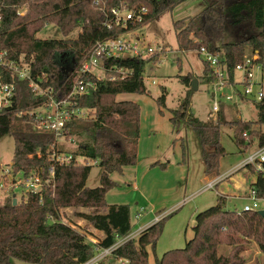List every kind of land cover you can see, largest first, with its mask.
Masks as SVG:
<instances>
[{"label":"trees","instance_id":"trees-1","mask_svg":"<svg viewBox=\"0 0 264 264\" xmlns=\"http://www.w3.org/2000/svg\"><path fill=\"white\" fill-rule=\"evenodd\" d=\"M185 1L0 0V55L5 53V59L15 62L22 57L30 64L33 78L41 87L52 88L58 96L65 97L71 89L75 71L95 43L116 40L125 33L141 29ZM200 1L203 8L199 13L173 22L177 51L193 52L203 47L213 53L221 52L232 69L245 54L264 49V0ZM23 7L27 10L21 15L19 11ZM114 9L131 12L125 26L116 23L111 13ZM142 9L146 13H142ZM48 24H54L65 35L80 28V35L71 46L65 39L36 38ZM62 54L72 58L73 70L69 76L64 68L65 59L58 62L55 59ZM156 59L157 55L148 61L130 57L103 60L105 75L98 82L97 90L75 98L78 108L88 110V117L72 120L65 128L64 138L74 139L77 147L73 150L62 145L57 147L60 151L71 152L74 158L98 163L102 169L99 186L86 187L91 166L72 163L56 169L53 189L48 187L41 195L27 194L15 206L11 202L0 205V264L13 261L85 264L98 250L108 249L117 239L131 234L129 207L108 206L105 195L115 186L110 175L121 173L124 167L137 161L140 108L137 103L115 98L119 94H147L143 83L145 67ZM203 70L202 82L206 84L209 80L205 66ZM1 72L4 82L13 83L15 87L11 105L0 113V139L11 135L14 141L11 168L15 174L28 176L33 173L46 178L55 137L50 132L37 131L28 115L41 106L45 98L35 97L27 81H18L9 71ZM177 79L186 88L191 87L194 80L189 74L178 75ZM165 94L163 92L156 101L159 107L164 106ZM191 94L189 90L185 92L178 109L171 111L169 122L176 134L180 122L193 130L204 175H217L220 159L224 156L220 127L230 124L235 131L236 145L247 148L242 133L251 130L254 122L227 123L222 113L217 123L202 122L190 113ZM257 108L260 123L264 103ZM181 145L184 155L185 146ZM38 152L42 154L40 159ZM254 191L257 198L264 199L261 182ZM224 203L225 198L217 196L214 206L195 216L193 237L185 247L155 258L154 264H244L238 244L239 237L247 236H254L264 253V215L238 213L225 209ZM67 208L89 210L77 213L76 217L102 233L97 245L89 242L85 233L61 222L60 211ZM162 225L163 221L152 224L113 250L100 264H149V254L155 251ZM224 245L231 251L219 254V248Z\"/></svg>","mask_w":264,"mask_h":264},{"label":"rangeland","instance_id":"rangeland-1","mask_svg":"<svg viewBox=\"0 0 264 264\" xmlns=\"http://www.w3.org/2000/svg\"><path fill=\"white\" fill-rule=\"evenodd\" d=\"M200 0H186L172 11L163 13L152 23L138 29L134 36H139L145 45L162 47L164 54L159 58V64H149L145 67L143 83L147 94H119L116 101H129L139 105V139L137 144V161L132 166L122 169L121 173L110 175L115 186L105 195L108 206L127 205L130 210L131 234L141 232L140 224L151 222V225L163 221L161 235L156 243L155 251L149 254V264H154L155 258L160 259L168 251L182 249L193 237L195 216L215 205L217 195L214 191L199 193L206 184L217 176L224 175L239 165L250 150L241 148L234 142V129L230 124L220 127V143L224 156L220 159L217 175L205 176L204 166L200 157L198 142L193 130L180 122L179 133L172 129L169 122L171 111L177 110L179 101L186 91H191L190 113L202 122L217 123L211 112V91L209 85L202 82L203 62L197 51H177L173 22L187 20L202 10ZM26 8L19 12L24 15ZM126 12L122 17H127ZM80 35V28H75L68 35L62 33L54 24L44 26L36 38L41 40L65 39L71 46ZM76 55V54H74ZM59 55L55 56L57 60ZM69 60L66 68L71 67ZM96 74L100 72L95 71ZM191 75L198 81L196 90L182 85L177 76ZM102 75V74H101ZM154 82V84H152ZM241 90V88H238ZM165 92L164 106L159 107L157 99ZM226 91L225 94H229ZM220 113L225 121L239 120L253 122L257 119L255 105L249 101L234 102L219 100ZM218 118V117H217ZM74 140V139H73ZM65 141H70L65 139ZM185 154L182 153V145ZM60 145V144H59ZM65 149H71V144L63 143ZM14 152V141L11 135L0 139V167L8 168ZM91 171L86 181V187L93 189L99 186L102 169L98 163L90 162ZM255 177L250 173H234L223 184L218 186L219 194H236L234 186L243 188L251 186ZM18 199L21 191L14 192ZM224 198V197H223ZM247 201H227L224 208L228 210L241 209ZM264 211V203H259ZM84 208H67L60 211V220L83 232L87 237H96L94 229L76 217L77 213H88ZM142 212L138 222L134 215ZM96 231V230H95ZM102 234V233H101ZM98 238V237H96ZM95 238V240H97ZM242 248L240 256L244 264H264V253L259 249L254 236L239 237ZM88 240V239H87ZM98 243V241H94ZM230 247L222 246L219 254L229 253ZM11 264H26L13 261ZM116 264V263H114Z\"/></svg>","mask_w":264,"mask_h":264},{"label":"built area","instance_id":"built-area-1","mask_svg":"<svg viewBox=\"0 0 264 264\" xmlns=\"http://www.w3.org/2000/svg\"><path fill=\"white\" fill-rule=\"evenodd\" d=\"M95 5H97V2H95ZM123 12H126L128 16L122 17ZM141 12L146 13L144 9ZM111 13L116 23L123 26L131 18V12L129 11L114 9ZM137 21L140 22L141 18H138ZM108 28L110 27L108 26ZM134 32L125 33L116 40L95 43L84 55L82 62L75 71L76 76H74L71 89L65 97L58 96V93H55L52 88L41 87L33 78L30 64L24 61L22 57L18 62H15L5 59V53L0 55V113L11 105L15 90L13 83L4 82L1 72L3 70L11 72V76L18 81H27L28 87L35 97L45 98L44 103L31 110L28 115L32 117L33 125L37 131L50 132L55 137V145L48 157L50 167L46 178L33 173L28 176L22 173L15 174L11 164L8 168L0 167V205L8 202L12 203L13 195L16 197L17 204L22 197L26 198L27 194L41 195L46 188L51 187L53 189L57 168L65 167L72 163L83 166H90V162L96 163L82 157L74 158L71 152L60 151L57 147L63 143L69 146L71 144L70 147L72 148L70 150L77 147L73 139H69L70 141L68 142L65 141V128L67 123L72 120L88 117V110L78 108L75 98L87 96L97 90L98 82L103 80L105 75L103 60L130 57L148 61L154 55H157V59L153 64H159L158 61L164 54V49L160 46L153 48L150 45H145L139 36H134ZM197 54L202 60L203 66L207 69V78L209 80L207 84L210 87L212 100L210 114L214 118L217 119L220 113L219 100L221 98L225 99V101L234 102L249 101L255 105L257 113V119L253 121L251 130L242 133L244 144L250 150L248 156L231 171L210 180L199 193L214 191L218 194L217 196L224 197L227 201H247L239 211L234 209L238 213L263 211L259 203H264V199L257 198L254 189L259 182L264 187V116L262 122L259 123L258 115L260 110L257 108L259 104L264 103V49L261 52L245 54L242 60L232 69H229L226 57L221 52L213 53L202 47L197 51ZM95 71L100 73L96 74ZM113 79L114 77L111 78V80ZM238 88H241V90ZM226 91L230 93L225 94ZM262 114L264 115V112ZM41 157L42 154L38 152L37 158L40 159ZM237 172L253 175L255 180L251 186L248 188H243L240 185L234 186L235 195L234 193L219 194L218 186ZM17 190L21 191L19 199L14 194ZM134 218L137 221L140 220L141 212L137 213ZM139 234L140 232H137L125 238L117 239L112 247L98 250L95 256L85 264H100L106 257L110 256L113 250ZM92 244L97 245L95 242Z\"/></svg>","mask_w":264,"mask_h":264},{"label":"water","instance_id":"water-1","mask_svg":"<svg viewBox=\"0 0 264 264\" xmlns=\"http://www.w3.org/2000/svg\"><path fill=\"white\" fill-rule=\"evenodd\" d=\"M69 57H70L69 55L66 56V54H62V55H60L59 58L57 59V62H58L59 60H63V59H65L64 62H63V63H64V66H65V65H67V63L69 62V60H70V62L72 63V58H71V57L69 58ZM72 66H73V65H71L70 68H66V67H64V68L66 69L67 76H69V75L71 74V72H72V70H73ZM197 83H198V81H196L195 79L191 82V89H192V91H193V90H196V88H197ZM12 205H13V206L16 205V197H15V195L12 196ZM258 214H259L260 216H263V215H264V211H259Z\"/></svg>","mask_w":264,"mask_h":264},{"label":"crops","instance_id":"crops-1","mask_svg":"<svg viewBox=\"0 0 264 264\" xmlns=\"http://www.w3.org/2000/svg\"><path fill=\"white\" fill-rule=\"evenodd\" d=\"M142 213V212H141ZM135 216V215H134ZM141 216H142V214H141ZM136 222H138L137 220H135ZM149 226H151V222H144V223H142V224H140V226H139V229H141L140 231L142 232L143 230H145L146 228H148ZM95 235H96V237H98V238H96V237H87V239H88V241L89 242H91V243H94V241H97V240H95V238L96 239H100L101 237H102V234H101V232H99V231H95V230H93L92 231ZM140 232V233H141Z\"/></svg>","mask_w":264,"mask_h":264}]
</instances>
